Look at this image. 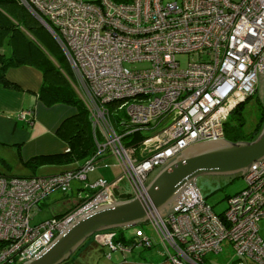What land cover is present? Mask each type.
<instances>
[{
  "label": "built area",
  "instance_id": "obj_1",
  "mask_svg": "<svg viewBox=\"0 0 264 264\" xmlns=\"http://www.w3.org/2000/svg\"><path fill=\"white\" fill-rule=\"evenodd\" d=\"M19 2L62 49L89 112L96 149L59 172L0 174V264L37 256L74 219L115 200L112 183L88 180L107 158L122 167L131 196L145 197L150 177L182 150L224 138L229 113L256 92L264 71V0ZM178 55L187 57L184 66ZM121 110L115 126L111 114ZM17 118L31 123L32 112ZM135 133L143 135L138 144L126 145ZM242 176L245 186L221 214L190 183L170 212L148 219L151 234L138 230L140 238L128 245L115 244L111 230L93 238L107 247L106 257L158 244L172 264H199L225 242L237 256L232 264H264L258 226L264 218V159ZM73 180L83 183L71 209L32 223L45 198L56 190L71 192Z\"/></svg>",
  "mask_w": 264,
  "mask_h": 264
},
{
  "label": "trees",
  "instance_id": "obj_2",
  "mask_svg": "<svg viewBox=\"0 0 264 264\" xmlns=\"http://www.w3.org/2000/svg\"><path fill=\"white\" fill-rule=\"evenodd\" d=\"M50 55L53 56L57 65L51 61ZM66 61L62 49L51 33L19 0H0V83L7 87L13 86V83L8 81L5 76V71L9 67L19 66L24 63L38 66L43 71L44 80L39 93L43 103L46 106L65 103L73 106L76 110L73 115L64 119L57 129L58 135L67 143V150L61 153L34 156L26 162L30 167L35 168L43 164L65 165L74 162L82 163L95 152L96 142L93 136L89 112L83 100L78 96L64 74L67 69ZM252 96L249 98H252ZM249 98L237 104L229 113L224 123V138L231 141H249L254 139L259 133L264 122V103L263 101H257L256 121L252 125V129L246 131L247 119L243 113V108ZM119 104L120 101L113 102L110 105V109L113 110ZM123 116V110L118 114H111L112 123L118 126L119 120ZM142 136L140 133H135L124 139V143L128 146H135ZM230 196L232 195H227L226 199L228 200ZM72 206L69 205L67 210L71 209ZM67 210L63 211V213ZM63 213L53 215L60 216ZM145 223L147 222L136 225L137 229L131 236L125 234L124 228L112 229L111 231L114 232L113 242L122 245L134 243L140 238L136 233L138 230L151 234L152 230L147 231L144 227ZM84 244L68 260L61 264L73 261V258ZM135 250L155 252L160 249L158 244H153L150 247Z\"/></svg>",
  "mask_w": 264,
  "mask_h": 264
},
{
  "label": "water",
  "instance_id": "obj_3",
  "mask_svg": "<svg viewBox=\"0 0 264 264\" xmlns=\"http://www.w3.org/2000/svg\"><path fill=\"white\" fill-rule=\"evenodd\" d=\"M262 159L264 122L256 137L249 141L219 138L194 143L152 175L145 197H133L113 188L115 200L77 217L57 234L48 248L19 264H61L96 233L147 222L155 212L161 215L170 212L179 195L188 184L196 183L198 177L243 175L252 163Z\"/></svg>",
  "mask_w": 264,
  "mask_h": 264
},
{
  "label": "crops",
  "instance_id": "obj_4",
  "mask_svg": "<svg viewBox=\"0 0 264 264\" xmlns=\"http://www.w3.org/2000/svg\"><path fill=\"white\" fill-rule=\"evenodd\" d=\"M5 76L13 86L7 87L0 83V174L31 176L55 173L69 167L71 164H43L34 168L28 166L26 162L37 155L67 150V143L58 135L57 129L64 119L76 112L75 108L65 103L51 106L43 103L39 97L44 80L43 71L38 66L24 63L9 67L5 71ZM24 110H31V123L17 118V114ZM76 188L71 190L72 194H75ZM45 200L41 210L47 206L52 215L63 213L74 202L65 200L47 203ZM59 206L63 207L62 211H56ZM104 251L105 246L92 237L85 242L73 261L64 264H172L159 251L134 250L131 253H124L116 250L110 257H106ZM199 264L211 262L204 256Z\"/></svg>",
  "mask_w": 264,
  "mask_h": 264
},
{
  "label": "rangeland",
  "instance_id": "obj_5",
  "mask_svg": "<svg viewBox=\"0 0 264 264\" xmlns=\"http://www.w3.org/2000/svg\"><path fill=\"white\" fill-rule=\"evenodd\" d=\"M52 58L50 55L51 61H53L57 65V62ZM178 58L180 59L181 65L184 66L185 62L187 61V57L185 55H178ZM65 64L67 66V71L65 70L64 74L71 86L76 91V86H73V84L76 82L74 73L67 61L65 62ZM137 66L140 67L142 66V64H137ZM258 100L260 102L263 101L264 103V73L259 79L255 94L244 104L243 113L245 114L247 119L245 127L246 131H250L252 129V125H254L256 121V104ZM162 124H164V122H162L161 125ZM106 163V166L103 165V163H98L95 170L88 174V180L91 181L97 178H102L107 180L109 183H112L113 188H116L117 190H119V192L128 193L130 191V184L127 176L123 173L122 167L116 162L115 158L112 157L108 158ZM82 183L83 181L73 180L72 189L79 187ZM196 185L200 189L201 193L205 196L206 201L213 206L214 211L216 213H221L224 211L228 204L226 196L233 195L235 192L240 191L245 186V180L243 176L239 174L235 176H200L196 179ZM65 200H74V194L56 190L48 195L45 202H64ZM62 210L63 207L60 208V206L56 209V211ZM50 216H52V211L47 206H45L42 208V210H40L39 213L36 214V216H34L32 223L38 222ZM258 226L259 234L264 239V218L259 221ZM144 227L147 231H151L150 225L148 223H145ZM136 229L137 226L135 225L124 228V231L127 236H131L135 233ZM107 251L108 249L105 247L104 254ZM205 257L210 260L211 264H231V262L237 258L232 246L225 242L222 243V250L220 252H209L205 255Z\"/></svg>",
  "mask_w": 264,
  "mask_h": 264
}]
</instances>
